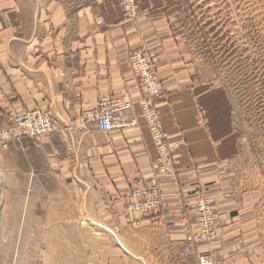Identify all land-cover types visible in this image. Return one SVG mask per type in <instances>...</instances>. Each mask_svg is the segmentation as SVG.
Returning a JSON list of instances; mask_svg holds the SVG:
<instances>
[{"label": "crops", "instance_id": "obj_1", "mask_svg": "<svg viewBox=\"0 0 264 264\" xmlns=\"http://www.w3.org/2000/svg\"><path fill=\"white\" fill-rule=\"evenodd\" d=\"M140 8L133 22L124 18L120 0H94L79 12L38 0H0V130L32 111L50 113L56 120L52 136L3 147L9 149L6 191L9 183L15 189L11 198H28L22 162L36 169L28 174L35 183L57 180L80 215L108 237L93 240L92 230L82 264H198L194 251L183 255L190 247L185 222L194 221L187 205L211 197L217 203L218 239L197 245L196 253L212 254L217 264H253L255 258L245 250L250 243L232 241L243 227H236L235 219L241 218L244 201L225 183L218 147L199 126L196 90L171 32L167 6L164 0H140ZM144 47L158 57L169 91L158 106L171 135L176 171L158 183L162 210L130 216L133 191L157 184L156 151L130 66V56ZM113 96L133 103L128 119L138 127L107 134L95 126L78 127L84 112ZM51 191L55 198L58 192L47 189ZM43 193L45 187L36 188L35 198H44ZM43 246L6 239L0 243V264H44ZM66 257L57 259L67 264Z\"/></svg>", "mask_w": 264, "mask_h": 264}, {"label": "rangeland", "instance_id": "obj_2", "mask_svg": "<svg viewBox=\"0 0 264 264\" xmlns=\"http://www.w3.org/2000/svg\"><path fill=\"white\" fill-rule=\"evenodd\" d=\"M38 1L44 5L55 3L62 9L79 12L94 0ZM164 2L171 32L178 49L183 51L185 66L189 69L196 90L193 96L199 126L210 132L218 147L225 183L244 201L245 206L239 211L241 218L235 219V226L243 227L233 234L232 241L250 243L245 250L255 258L253 264H264V0ZM120 6L126 20L135 22L140 17V0H120ZM98 22L102 24V18H98ZM130 66L138 84L141 114L156 151L157 184L135 189L127 210L130 216H148L158 213L163 207V194L158 183L176 171L171 135L163 123L158 106V100L167 97L169 91L158 57L150 49L144 47L134 52L130 56ZM154 84L160 86L158 94L154 92L157 89ZM104 101H123L130 106L125 119L114 131L139 126L137 121L130 122L128 119L133 103L123 96H113L84 112L78 121L79 128L86 130L91 126L97 127L95 124L85 126L84 120ZM147 105L168 136L167 146L172 156L173 170L167 175L160 172L159 154L146 112ZM38 112L53 118L52 136L56 131V120L50 113H28ZM18 117L12 127L1 129L0 133L13 129ZM46 137L49 136L40 139L27 137L12 141L9 145L24 140L40 142ZM3 147L6 146L0 144V243L7 239L9 243H25L28 240V243L44 244V264H63L57 259L62 255H67L69 259H64V263L82 264L87 252L86 243L92 240V230L96 234L93 240H100L101 235L106 236V232L94 221L80 215L79 208L70 203L65 189L57 180L45 178L44 183L40 184L30 180L28 174L36 170L30 163L22 162L23 186L28 188V198L18 199L15 197L17 194H12L11 198L10 192L15 189H11L12 185L8 183L6 191L5 184V157L9 149ZM42 186L46 193L41 194L44 198L37 199L34 191L36 188L42 189ZM52 188L58 192L55 198L51 195L52 191L47 192ZM216 206L214 199L206 196L187 205L194 215V221L189 218L185 222V242L190 247L185 249L183 255L191 256L194 251L198 264H202L203 260L217 264L212 254H198L195 250L197 245L214 243L218 239ZM37 224L45 225L46 229H38ZM8 227L12 228L10 233L5 232Z\"/></svg>", "mask_w": 264, "mask_h": 264}, {"label": "built area", "instance_id": "obj_3", "mask_svg": "<svg viewBox=\"0 0 264 264\" xmlns=\"http://www.w3.org/2000/svg\"><path fill=\"white\" fill-rule=\"evenodd\" d=\"M159 87V85L154 84V88H157L154 92L157 94ZM129 108V104L123 101H115L113 103L104 101L99 109L88 114L84 120V125L95 124L100 131L111 133L123 122ZM146 112L158 149L160 172L162 175H167L173 170V160L167 146L168 136L161 129L157 116L151 111L148 105L146 106ZM53 124V118L44 113L38 112L21 115L18 117L13 129L0 133V144L7 147L12 141H20L27 137L40 139L45 136H50L54 132L52 128ZM202 264H211V262L203 260Z\"/></svg>", "mask_w": 264, "mask_h": 264}, {"label": "bare ground", "instance_id": "obj_4", "mask_svg": "<svg viewBox=\"0 0 264 264\" xmlns=\"http://www.w3.org/2000/svg\"><path fill=\"white\" fill-rule=\"evenodd\" d=\"M2 181V179H0V182Z\"/></svg>", "mask_w": 264, "mask_h": 264}]
</instances>
